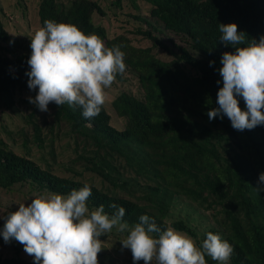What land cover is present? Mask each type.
<instances>
[{
	"label": "trees",
	"instance_id": "obj_1",
	"mask_svg": "<svg viewBox=\"0 0 264 264\" xmlns=\"http://www.w3.org/2000/svg\"><path fill=\"white\" fill-rule=\"evenodd\" d=\"M145 1L148 18L135 17L149 29L135 32L148 46L133 45L126 34L110 37L96 25L94 15L105 16V11L95 0H38L40 26L45 20L72 24L97 35L109 49L119 46L137 86L136 91L122 90L109 108L102 104L91 118L76 105L49 102L45 112L33 105L21 120L31 128L32 146L47 152L30 158L26 144L22 153L0 138V190L27 186L42 196L67 195L87 184L89 211L103 205L111 216L115 204L125 209L122 219L129 226L147 215L161 231L172 228L198 245L205 233L219 234L233 249L228 264H264V191L255 189L264 172V125L240 131L226 116L207 117L218 107L220 56L234 52L219 40L218 23H235L244 33L236 47L258 41L264 35V0ZM169 34L174 38L163 37ZM6 40L0 21V108L13 110L16 94L35 97L36 90L27 87L30 51L8 56L1 44ZM160 50L167 59L159 57ZM115 78L123 81L120 73ZM237 100L244 110L243 99ZM3 132L15 144L10 131ZM62 142L71 155L66 169L55 167L62 161H57ZM178 201L207 213L211 226L199 233L183 219L170 220ZM204 258L206 264H218ZM0 264L33 261L17 256L0 258Z\"/></svg>",
	"mask_w": 264,
	"mask_h": 264
},
{
	"label": "clouds",
	"instance_id": "obj_2",
	"mask_svg": "<svg viewBox=\"0 0 264 264\" xmlns=\"http://www.w3.org/2000/svg\"><path fill=\"white\" fill-rule=\"evenodd\" d=\"M218 25L219 40L234 52L220 56L218 107L208 110L207 117L226 116L240 131L264 125V35L236 47L243 43L244 33L237 31L235 23ZM29 47L27 87L36 94L28 99L42 112L48 110L49 102L67 103L79 106L83 117H94L104 103V89L117 73L125 71L119 46L109 49L97 35H86L72 24L45 20L31 36ZM237 97L243 99L244 110L238 107ZM255 189L264 191V172L258 174ZM90 195L91 188L85 184L67 195L49 193L32 198L27 206L20 203L4 219L0 237L5 242H20L33 264H98V237L114 226L126 232L120 243L131 251L133 264L139 260L144 264L153 260L155 264H206L205 255L227 264L233 251L228 241L212 232L205 233L198 248L186 234L172 228L161 231L147 215H140L139 223L129 226L122 219L125 209L115 204L110 205L116 209L111 216L103 205L89 211L86 201Z\"/></svg>",
	"mask_w": 264,
	"mask_h": 264
},
{
	"label": "rangeland",
	"instance_id": "obj_3",
	"mask_svg": "<svg viewBox=\"0 0 264 264\" xmlns=\"http://www.w3.org/2000/svg\"><path fill=\"white\" fill-rule=\"evenodd\" d=\"M105 11V16L94 15L93 21L96 25H102L108 30V35L115 36L118 34H126L132 41L133 45L148 46L150 42L146 40L142 35L135 32L136 29L147 30L149 26L137 20L135 16L148 18V11L150 5L145 0H121L120 5H114V0H95ZM37 3L38 0H0V21L7 34V40L2 42L4 53L6 55L18 54L21 52L31 51L30 38L34 31L40 26L39 18L37 15ZM136 6V8H135ZM164 38H174L171 34L163 36ZM156 53L161 58L167 59V56L160 50ZM120 77L123 81L115 78L109 87L104 89V105L109 108L110 102L124 89H131L136 91L135 78L124 71L120 73ZM29 97L34 98L31 94H16L14 96L13 110L7 108H0V138L6 139L10 145H14L15 149L20 152H25L22 147L26 144L27 148L31 150V158H39L44 155L37 148L33 147L34 141L31 135V128L22 119L23 114H27L32 110L33 103L29 102ZM50 120L51 115L47 116ZM113 125L120 128L121 123L113 119ZM5 130L10 131L13 136L15 144L6 138ZM22 131V132H21ZM21 133V134H20ZM62 142V146H63ZM61 148H57V152H60ZM70 151L64 145L62 154L57 156L58 165L56 168L66 169L70 167L69 162ZM81 168L78 167V170ZM36 192H31L29 187H14L11 191L0 190V226L3 225L4 219L8 213L17 210L20 203H24L27 206L31 202L32 198L41 197ZM44 195L43 197H46ZM173 214L170 216V220L183 219L196 228L199 233L204 232L211 226L210 219L204 213L199 212L193 206H189L183 201L174 203ZM201 236V235H200ZM199 236V237H200ZM126 237V232H121L117 227H113L108 232L103 233L99 239V246L101 250L97 253L98 264H133L131 251L121 245L122 241ZM194 245L200 247L194 240ZM21 256L27 260H32V256L27 254L23 250V246L15 239H10L5 242L0 237V258H11ZM136 264H142L141 260L136 261ZM155 264V260L150 262ZM219 264V262H218ZM228 264V262H227Z\"/></svg>",
	"mask_w": 264,
	"mask_h": 264
}]
</instances>
